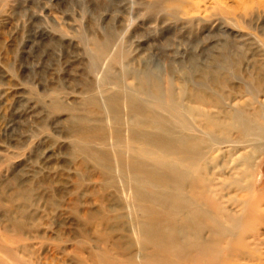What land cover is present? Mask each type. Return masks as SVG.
<instances>
[{
  "label": "rangeland",
  "instance_id": "374dc122",
  "mask_svg": "<svg viewBox=\"0 0 264 264\" xmlns=\"http://www.w3.org/2000/svg\"><path fill=\"white\" fill-rule=\"evenodd\" d=\"M263 41L264 0H0V245L11 249L0 250L4 264L128 263L116 248L117 239L126 247L137 236L140 217L127 207L129 174L119 167L118 156L129 158L128 130L164 136L163 117L181 127L165 110L162 118L128 111L126 91L146 77L147 88L159 82L164 94L173 83L178 103L192 109L190 126L219 120L198 136L206 141L201 166L220 176L225 144L214 164L209 137L230 131L232 106L252 102L245 87L264 64ZM229 54L232 65L216 67L212 58ZM259 102L264 94L253 108ZM256 161L264 179V155ZM15 219L26 228L14 231ZM251 247L264 263V243ZM257 253L235 263L252 264Z\"/></svg>",
  "mask_w": 264,
  "mask_h": 264
},
{
  "label": "bare ground",
  "instance_id": "6f19581e",
  "mask_svg": "<svg viewBox=\"0 0 264 264\" xmlns=\"http://www.w3.org/2000/svg\"><path fill=\"white\" fill-rule=\"evenodd\" d=\"M232 59V54L212 58L216 67L232 65ZM205 75L214 77L217 86H225L226 80L212 71ZM249 80L245 91L252 102L232 106L226 117L230 131L223 137H209L215 146L210 149L214 164L221 148L217 146L225 144L222 151L228 161L220 176H209L210 168L201 166V145L206 141L198 134L217 129L221 126L219 120L209 121L210 125L205 127L192 123L195 128L191 129L187 114L192 109L178 103L173 83L164 94L159 82L152 89L147 88L150 80L146 77L137 92L126 91L127 110L157 118H162L157 115L159 110H165L169 117L178 120L181 130L177 132L164 117L163 126L159 127L164 136L128 130L129 158L125 162L123 156H118L119 167L129 174L128 180L123 181L127 207L133 216L140 217L132 222V232L137 236L132 235L130 245L129 239L126 247L122 239L116 240L119 253L128 256L125 264H238L236 260L251 257L255 251L260 260L252 264H264L260 248L251 247L252 243H264V228L260 227L264 224V179H259L256 171V160L264 155V104L252 106L264 94V64ZM198 85L211 87L208 83ZM137 140H142L140 145H136ZM242 149L244 153H240ZM237 154L238 160L232 162ZM115 219L121 221L122 217L117 214ZM13 224L14 231L26 228L25 221L19 219ZM0 250L9 253L11 249L0 245ZM102 260L104 264H114L111 259ZM0 264H4L3 257Z\"/></svg>",
  "mask_w": 264,
  "mask_h": 264
}]
</instances>
